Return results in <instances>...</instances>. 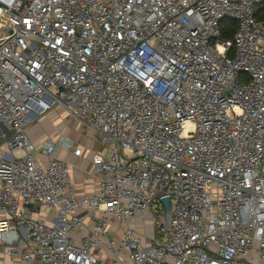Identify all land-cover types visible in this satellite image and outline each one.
Returning <instances> with one entry per match:
<instances>
[{"label":"built area","instance_id":"2783aa9c","mask_svg":"<svg viewBox=\"0 0 264 264\" xmlns=\"http://www.w3.org/2000/svg\"><path fill=\"white\" fill-rule=\"evenodd\" d=\"M262 5L0 0V264H264ZM59 107L100 145L93 194L60 144L29 136L30 115ZM146 214L149 246L132 226Z\"/></svg>","mask_w":264,"mask_h":264},{"label":"crops","instance_id":"0c3cea01","mask_svg":"<svg viewBox=\"0 0 264 264\" xmlns=\"http://www.w3.org/2000/svg\"><path fill=\"white\" fill-rule=\"evenodd\" d=\"M53 114H57L54 112ZM59 116V114H57ZM32 115H30L27 118V128L29 129L30 126V120ZM49 125L48 120H38L34 121L33 128L39 129L37 131L40 132V129L42 126L44 128ZM41 127V128H40ZM46 130V129H45ZM29 129V136L32 140V142L38 146V139L39 137L35 133L32 134ZM42 131V129H41ZM4 144L3 142H0V148H3ZM80 147V146H77ZM81 148V147H80ZM95 151V150H94ZM92 153H83V150L81 148V154L75 155L74 152L71 150H67L63 148L62 146L58 148L56 156L65 159L66 162L69 165L70 173L72 176V180L74 183V187L76 190V193L79 196L84 195H90L97 191L98 189V176L94 173L93 170V154ZM84 216V226L82 229H80L79 232L75 234V239H80L81 236L88 234L91 231V228L93 227L94 221L98 216V212L92 210L89 212H86L83 214ZM132 226L135 228V230L139 233L141 236L143 243L147 246L153 244V242L158 238L157 228L155 226V223L151 220V217L149 214H146L144 216H139L136 220L132 221ZM122 234V231L118 228L117 223H112V229L110 231V237L111 239L118 244L120 242V235ZM100 257L106 258L110 257L112 254L109 250H98L96 252ZM1 264H22L20 262H11L7 258H3L1 261ZM31 264H37L36 262H33Z\"/></svg>","mask_w":264,"mask_h":264},{"label":"rangeland","instance_id":"374dc122","mask_svg":"<svg viewBox=\"0 0 264 264\" xmlns=\"http://www.w3.org/2000/svg\"><path fill=\"white\" fill-rule=\"evenodd\" d=\"M56 112L59 114H53ZM44 121L48 120L49 125L44 128L42 126V131L40 129V132L37 133L39 129L33 128L34 121ZM29 129L31 130L32 134L39 137L38 144L44 143L45 141H53L57 144L61 145V141L66 140L72 143L74 145V148L77 146H80L83 150V153H92L94 150H99L100 145L98 141L95 139L94 132L87 126H84L81 122H78L74 116L69 114L64 108H55L54 110L43 114L39 117H31L30 120V126ZM46 129V130H45ZM37 148L39 147L36 146ZM5 149V146L3 148H0V157ZM36 156L45 161L46 158L41 156L39 151L36 152Z\"/></svg>","mask_w":264,"mask_h":264},{"label":"trees","instance_id":"16d2710c","mask_svg":"<svg viewBox=\"0 0 264 264\" xmlns=\"http://www.w3.org/2000/svg\"><path fill=\"white\" fill-rule=\"evenodd\" d=\"M257 17L259 20H264V5L260 6L257 11ZM226 31L223 34L224 39H232L236 31V23L234 21L225 22Z\"/></svg>","mask_w":264,"mask_h":264}]
</instances>
